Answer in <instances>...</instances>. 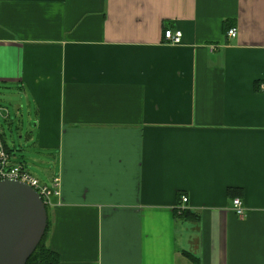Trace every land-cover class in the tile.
Here are the masks:
<instances>
[{"label": "crops", "instance_id": "0c3cea01", "mask_svg": "<svg viewBox=\"0 0 264 264\" xmlns=\"http://www.w3.org/2000/svg\"><path fill=\"white\" fill-rule=\"evenodd\" d=\"M2 90L60 264H264V0H0Z\"/></svg>", "mask_w": 264, "mask_h": 264}, {"label": "water", "instance_id": "95a60500", "mask_svg": "<svg viewBox=\"0 0 264 264\" xmlns=\"http://www.w3.org/2000/svg\"><path fill=\"white\" fill-rule=\"evenodd\" d=\"M0 115L8 112L0 108ZM47 226V210L27 184L0 180V264H26Z\"/></svg>", "mask_w": 264, "mask_h": 264}, {"label": "rangeland", "instance_id": "374dc122", "mask_svg": "<svg viewBox=\"0 0 264 264\" xmlns=\"http://www.w3.org/2000/svg\"><path fill=\"white\" fill-rule=\"evenodd\" d=\"M0 108H5L10 114L9 119L14 120L13 131L6 122L8 119L0 115V129L4 135L3 139L8 149L11 150V159L21 162L25 165L29 173L41 182L50 184L51 177L56 172L55 158L44 151L37 150L33 144L23 145V141L18 136L16 128H21L19 132L26 134L27 130L33 131L34 121L29 122L33 117L31 108L27 100L23 97L13 95L10 90L0 92ZM30 126V127H29ZM49 214V208H46Z\"/></svg>", "mask_w": 264, "mask_h": 264}, {"label": "built area", "instance_id": "2783aa9c", "mask_svg": "<svg viewBox=\"0 0 264 264\" xmlns=\"http://www.w3.org/2000/svg\"><path fill=\"white\" fill-rule=\"evenodd\" d=\"M237 31L235 28H229L227 30L228 37H235ZM181 32L179 30L165 29L163 37L165 43L170 45H176L181 40ZM16 180L30 186L41 198L43 204L48 208L52 204V198L59 195V179L54 178L50 184L41 182L34 176H32L26 169L25 165L21 162H15L11 159V156L5 149V143L3 140V133L0 129V180ZM181 203L187 202L186 196H181ZM234 212L237 216L243 217L245 209L239 199L232 201Z\"/></svg>", "mask_w": 264, "mask_h": 264}, {"label": "trees", "instance_id": "16d2710c", "mask_svg": "<svg viewBox=\"0 0 264 264\" xmlns=\"http://www.w3.org/2000/svg\"><path fill=\"white\" fill-rule=\"evenodd\" d=\"M5 149L11 156V150L8 149L6 144H5ZM47 231H48V218H47V226L45 232L40 242L38 243L37 247L27 259L26 264H60L59 256L57 255V253L51 250L50 247H48L45 244V237Z\"/></svg>", "mask_w": 264, "mask_h": 264}]
</instances>
